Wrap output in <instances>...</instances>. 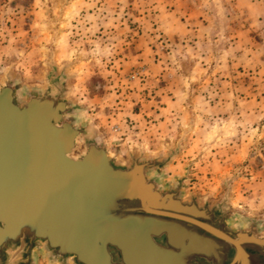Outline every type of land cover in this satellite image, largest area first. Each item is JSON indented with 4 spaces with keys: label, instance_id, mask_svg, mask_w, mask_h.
I'll list each match as a JSON object with an SVG mask.
<instances>
[{
    "label": "rangeland",
    "instance_id": "374dc122",
    "mask_svg": "<svg viewBox=\"0 0 264 264\" xmlns=\"http://www.w3.org/2000/svg\"><path fill=\"white\" fill-rule=\"evenodd\" d=\"M65 71L111 152L264 219V0H0V80ZM41 262L42 254H38ZM47 264V263H38Z\"/></svg>",
    "mask_w": 264,
    "mask_h": 264
},
{
    "label": "water",
    "instance_id": "95a60500",
    "mask_svg": "<svg viewBox=\"0 0 264 264\" xmlns=\"http://www.w3.org/2000/svg\"><path fill=\"white\" fill-rule=\"evenodd\" d=\"M65 71L0 80V264H264V219L186 195L179 155L111 152L81 120Z\"/></svg>",
    "mask_w": 264,
    "mask_h": 264
},
{
    "label": "crops",
    "instance_id": "0c3cea01",
    "mask_svg": "<svg viewBox=\"0 0 264 264\" xmlns=\"http://www.w3.org/2000/svg\"><path fill=\"white\" fill-rule=\"evenodd\" d=\"M38 263H48L45 259L43 262H41V260L39 259Z\"/></svg>",
    "mask_w": 264,
    "mask_h": 264
}]
</instances>
